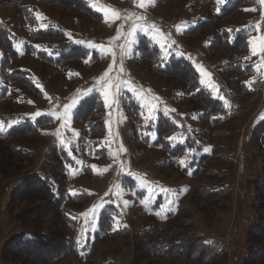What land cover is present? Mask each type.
Here are the masks:
<instances>
[{"label": "rangeland", "instance_id": "obj_1", "mask_svg": "<svg viewBox=\"0 0 264 264\" xmlns=\"http://www.w3.org/2000/svg\"><path fill=\"white\" fill-rule=\"evenodd\" d=\"M240 1L84 0L88 8L101 17V21L92 22L76 10L61 5L46 6L40 0H22L12 7L15 4L7 3L14 0H0V5H5V9L0 8V31L9 32L17 57L10 62L5 61L0 44V132L48 119L43 123L45 127L41 128L44 136L39 132L40 147L35 144L37 155L46 158L47 152L43 149L47 146L48 149L50 143L61 147L69 162L73 163L71 166L76 165L70 169L71 166H67L68 196H87L80 209L70 203L64 206L68 217V225L65 226L63 219H55L51 213L46 212V218L36 214L31 209L33 199L21 198L12 204L13 183L6 190L1 188L0 250L10 236L32 227L33 223L39 225L42 222L44 233L54 237L58 230L66 232L74 243V249L79 251L87 240L90 244L93 242L98 231V219L105 210H109L112 213V231L125 229L127 233L97 245L91 259L95 264H105L107 258L115 256L119 264H130L137 243L133 233L145 229L142 226L144 220L138 218V213H146L160 225L165 224L169 214L176 215L180 202L192 199L190 194L195 182L205 186L222 183L230 187V199L220 201L214 208H206V224L202 223L200 214L194 212L193 230L208 239L222 241L229 234L225 248L218 250L223 254L221 263L239 264L242 261L247 247L245 218L248 213H253L251 207L256 202V190L248 180L252 177L258 181L264 179L260 158L256 155L259 146L247 144V126L262 96L246 98L241 109L233 107L237 110L236 116L229 115L233 119L228 117L217 126L209 127V131L207 128L201 131L200 123L185 120V111L189 110L187 102L183 105L177 102L181 92L175 93L172 89L177 82L166 81L149 70L156 58L152 56L149 59L145 43L148 41L158 50L161 71L169 67L171 60L181 61L183 66L187 63L198 76L200 86L227 107L232 90L224 81L223 68L230 54L222 50L213 55L210 50L213 15H220L223 9ZM24 6L34 8L35 25L22 22L21 8ZM219 24L246 35L248 52L238 54L237 59L240 58L242 66L250 68L244 77V84L250 91L255 81L264 79V3L245 0L238 13L217 23V26ZM21 25L26 28L21 30ZM30 29L59 30L64 38L43 34L42 37L49 38L31 40L27 36ZM65 42L87 52L79 67H75L79 64L75 62L57 65L70 59L66 55L68 50L64 49ZM39 53L47 61L37 59ZM221 59L223 62L216 65ZM2 67L7 73L14 70L25 72L40 95L35 97L32 92L26 95V89L4 81ZM92 96L100 98L103 105L104 130L102 136L98 135L99 139L88 135L74 123L78 106ZM65 105L71 107L65 108ZM135 109L139 110L137 114ZM168 114L179 119L172 121L178 125V131L167 140L171 141L172 150L183 149L177 158L164 154L162 160L167 169L160 170L152 164L157 152L154 144L158 119ZM182 127L184 132H180ZM218 131L225 132L224 136H215ZM198 132L202 133L201 137ZM206 132H209L207 136ZM187 143H193L194 150L188 149ZM202 145H205L203 149ZM101 149L104 150L102 156L101 152L98 153ZM200 159L204 160L200 163ZM190 163H194L192 170L197 169L200 163L197 171L202 170L203 176L210 173L213 176L209 181L205 177L194 180ZM131 166L148 170L151 177L130 172ZM24 168H27L26 164ZM33 168L38 167L33 164ZM203 206L197 202V207ZM27 209L31 211L26 212ZM140 240L138 237L137 241ZM56 264L77 262L68 257Z\"/></svg>", "mask_w": 264, "mask_h": 264}, {"label": "trees", "instance_id": "obj_2", "mask_svg": "<svg viewBox=\"0 0 264 264\" xmlns=\"http://www.w3.org/2000/svg\"><path fill=\"white\" fill-rule=\"evenodd\" d=\"M21 1L14 0V2L7 4H15L12 6L15 7ZM244 2L245 0H241L239 4L223 9L220 15H213V43L210 49L213 51V55L218 54L222 50L230 54V57L226 61L224 60L223 74L226 85L232 90L230 104L237 110L241 109L242 105L245 104L246 98L255 96L254 85L248 91L244 84V77L250 72V68L242 66L240 58L238 57L237 59L238 54L244 55L248 52V42L244 32L233 28H223L220 24L217 26V23L238 13L240 6ZM40 3L46 6L50 4L61 5L64 8L68 7V9L72 8L92 22L101 21V17L95 15L84 0H40ZM4 6L1 3L0 8L5 9ZM33 10L34 8L30 6L21 8L22 22L24 24L35 25ZM25 28V25L20 26L21 30ZM43 34L57 35L60 39L64 38V35L59 30L30 29L27 36L31 40L40 41L49 38L42 37L41 35ZM145 43L149 59L152 56L156 58L149 66V70L158 74V77L166 79V81L175 80L177 82L176 84L174 83L175 85H173L172 89L175 93L181 92L180 98L177 96V102L182 103V105L187 102L186 107L189 110L185 111V120L196 121L201 124V131L204 128L209 131V127L217 126L221 121L229 117L230 114L227 110L229 105L223 107L219 101L212 98L200 86L198 76L187 63L183 66L181 61L171 60L169 67L161 71L159 69L158 50L153 48L148 41H145ZM0 44L4 50L5 61L10 62V60L17 58L16 53L13 51V41L7 30L0 31ZM65 44L66 48L64 49L68 50L66 55L70 56V59L57 65L61 66L66 62L79 63L75 67L82 65L81 61L87 56V52L82 48L73 47L71 43L65 42ZM64 56L65 54L62 55L63 58ZM38 57L43 61H47L41 53L37 55V59ZM222 62L223 59L215 64L220 65ZM1 73L4 81L26 89V95L30 92L34 93L35 97L40 95L39 89L35 87L33 82L29 81L30 79L25 72L14 70L11 73H7L5 68L2 67ZM16 77H21V79H16ZM138 111V109H135L136 114ZM102 114L103 105L100 98L92 96L78 106L74 115V123L82 131L87 132L88 135H93L99 139L104 130ZM229 118L233 119V117ZM176 119H179V117L170 114L167 116L161 115L158 119L157 140L154 144L157 152L152 163L156 169H167L164 160H162L164 154L169 153L174 158L182 154L183 148L178 147L172 150L171 141L167 140L171 134L178 131V125L172 124V121ZM46 120L48 119L36 121L34 125H21L11 130L0 132V189L3 188L4 190L9 184L13 183L15 188L12 192V204L13 201L19 202L22 200L21 198L33 199L34 203L31 209L36 214H42L43 218L46 212V214L51 213L55 219H63V224L67 226L66 219L68 217L63 210L64 206L70 203L74 208L80 209L81 204L86 202L87 196L81 195L75 198L68 196L69 169L75 168L76 165L74 167L71 166L73 163L71 160L69 162L68 156L61 147L53 142L52 145L51 143L49 144L50 147L48 149V146L43 149V151L47 152L46 158H41V155H37L35 150L37 146L40 147L41 145V141L38 140L40 137L39 132L44 136L41 128L45 127L43 123ZM247 127H249L247 144L259 146L256 155L260 158V167L264 178V138H262V134H264V95ZM180 132H184V127H182ZM208 133L206 132L205 136ZM224 133L218 131L215 136L223 137ZM197 134L200 137L202 136L201 132ZM190 141L192 140L190 139ZM36 143H38L37 146L35 145ZM204 146L202 145L201 148L203 149ZM187 147L190 150H194L193 143H189ZM103 152L104 150L101 149L98 153L102 156ZM202 160L204 159H200V163ZM200 163L195 170H192L194 163H190L191 178L196 180L205 177L209 181L213 173H210L209 176H203L202 170L197 171L201 166ZM231 163L233 165V162ZM25 164L27 168L23 169ZM33 164L38 168L34 169ZM68 165L71 166L69 169H67ZM216 176L219 175L216 174ZM255 178L252 177L248 180V183L252 184L256 190V202L251 207L253 213H248L249 215L247 214L245 218L247 247L239 264H264V179L263 181H258ZM208 184L209 186H205L195 182L190 194L193 196H191L192 199L180 202L177 206L176 215L173 217L172 214H169L165 224L160 225L153 217H147L146 213H138V218L144 220L142 226L145 229L141 232L133 233L137 243L135 244L134 250L136 251L130 264H165V262H170L171 264H222L223 254L219 252V248L206 235L193 230L194 212H198L202 223L206 224L205 219L208 217L206 208H214L219 205L220 201L227 202L231 197L230 187L223 186L222 183H216V185L219 184L218 186L214 183ZM197 202L203 203L204 206L197 207ZM31 209H27L26 212L31 211ZM111 214L109 210H105L101 214L98 219V231L94 235L93 242L90 244V241L87 240L83 243L82 249H78L79 251L74 249V243L66 232H59L57 229L58 234H54V237H52V234L42 231V222L40 224L37 223L39 225L33 223L32 227L25 228L22 232L20 231V233L14 234L6 240L0 250V264H56L60 259L68 257L73 258L77 264H95V261H92V256L96 251L97 245L127 233L125 229L112 231ZM117 214L118 212H115V215ZM213 219L215 218L213 217ZM41 226L42 228H40ZM138 237L141 238L140 241H137ZM19 258L21 259L18 260ZM105 264L119 263L114 256L107 258Z\"/></svg>", "mask_w": 264, "mask_h": 264}, {"label": "built area", "instance_id": "obj_3", "mask_svg": "<svg viewBox=\"0 0 264 264\" xmlns=\"http://www.w3.org/2000/svg\"><path fill=\"white\" fill-rule=\"evenodd\" d=\"M254 89H255V96H263L264 95V79H259L257 81H255L254 83ZM228 112L230 115H234L236 116V113H237V110H235L232 106V104H229L228 106ZM262 138H264V134H262ZM241 157H243V154L241 153L240 155ZM243 163V160L241 161ZM131 171H135V172H138V173H141L142 175L144 176H147V177H151V173L144 169V168H136L134 166H131L130 167ZM230 235L227 234L226 237H224V240H220V239H210V241L214 242V244L219 248V249H224L225 248V244L227 242V239H229Z\"/></svg>", "mask_w": 264, "mask_h": 264}, {"label": "snow or ice", "instance_id": "obj_4", "mask_svg": "<svg viewBox=\"0 0 264 264\" xmlns=\"http://www.w3.org/2000/svg\"><path fill=\"white\" fill-rule=\"evenodd\" d=\"M220 2L223 3V0H220ZM261 2L264 3V0H261ZM255 52H256V50H255V48H253V53L255 54ZM73 103H75V102H73ZM107 103H108L107 93H105V104H106V106H107ZM69 107H71V105H65V108H69ZM0 130H2V129H0Z\"/></svg>", "mask_w": 264, "mask_h": 264}]
</instances>
